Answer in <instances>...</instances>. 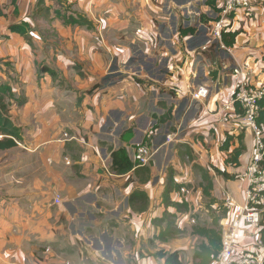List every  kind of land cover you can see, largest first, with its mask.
Masks as SVG:
<instances>
[{
	"label": "crops",
	"instance_id": "crops-1",
	"mask_svg": "<svg viewBox=\"0 0 264 264\" xmlns=\"http://www.w3.org/2000/svg\"><path fill=\"white\" fill-rule=\"evenodd\" d=\"M209 1L0 0V83L14 92L8 114L21 129L15 146L0 150V264H163L158 247L195 250L189 234L161 239L163 213L177 214L176 231L193 225L171 203L202 204V189L187 186L194 163L211 171L217 200L227 191L244 202L247 183L236 175L254 134L217 110L234 92L236 71L264 85V0L237 11L228 28L234 43L224 48L211 36L217 11ZM71 16L89 24L65 21ZM20 23L30 42L9 29ZM40 66L54 74H39ZM200 85L209 89L202 101L192 96ZM227 135L228 153L243 135L238 166L220 149ZM147 137L150 163L115 173L111 152L124 147L134 161ZM183 150L191 163H181ZM135 192L143 195L130 202ZM225 214L219 224L233 217ZM242 230L243 244L259 236L256 225Z\"/></svg>",
	"mask_w": 264,
	"mask_h": 264
},
{
	"label": "built area",
	"instance_id": "built-area-1",
	"mask_svg": "<svg viewBox=\"0 0 264 264\" xmlns=\"http://www.w3.org/2000/svg\"><path fill=\"white\" fill-rule=\"evenodd\" d=\"M254 1L216 0L217 14L210 23V32L212 38L218 41L221 47H225L222 42L223 33L228 30L234 15L239 10L248 12ZM237 73L238 71L235 73L233 94L217 111L224 121L229 120L225 112L231 111L233 115L242 118L244 125L252 129L253 152L245 171L236 175L238 178L242 177L247 183L244 190V202L237 203L229 192L222 191L223 207L227 211H232L233 217L230 220L223 218L220 223L221 248L212 264H262L263 262L259 251L262 246L259 236L251 246L241 244L239 239L243 235L244 224L257 225L260 222L261 209L258 206L264 202V167L260 165L264 152V131L256 123L258 100L264 95V85L250 84L247 79L238 77ZM208 93V87L200 85L193 91L192 96L202 101ZM234 102L239 103L242 110L241 116L235 111ZM148 139L149 137L133 149L134 163L138 166L147 165L152 160L154 151Z\"/></svg>",
	"mask_w": 264,
	"mask_h": 264
},
{
	"label": "trees",
	"instance_id": "trees-1",
	"mask_svg": "<svg viewBox=\"0 0 264 264\" xmlns=\"http://www.w3.org/2000/svg\"><path fill=\"white\" fill-rule=\"evenodd\" d=\"M14 1V0H13ZM216 0H211L209 3H213L215 5ZM216 6V5H215ZM217 10V8H216ZM70 21L72 23H77V24H86L88 23L86 19H84L81 16H78L77 18H74L73 16L69 17V19L65 18V21ZM89 24V23H88ZM25 23H20V24H14L9 27L12 31H16L22 36L25 37L26 40H30L28 36L26 35V31L24 30L23 26ZM230 25L228 26V28ZM227 35H229V39H227ZM236 36V32H230L229 30L224 31L223 37H222V42L229 46L234 43ZM30 42V41H29ZM39 74L41 72H49L50 74H54V71L51 70L47 66H40L39 67ZM9 98H14V92L8 84L5 83H0V150H4L7 148H11L16 145V140L21 139V129L17 127L12 120L9 117L8 114V102L6 101ZM18 104H21L23 102L22 99H16ZM234 106L236 108V111L240 116L242 115V110L239 108V103L234 102ZM258 115L256 117V123L258 124L259 127H261L264 131V95L263 97L258 100ZM234 137L231 135H227V138L225 142L221 145L220 149L223 152H227V157L225 158V163L231 164L234 166L239 165V157L243 153L245 149V145L243 143V135H239L238 138V145L230 151H229V146H230V141ZM264 141V137H263ZM111 168L112 170L117 173V174H124L130 171L134 166L135 163L132 161V159L129 157L127 150L124 147H120L118 149H115L111 152ZM260 165L264 167V152H263V158L262 161H260ZM213 171L218 174L224 176L226 179H233L235 178V175L229 174L225 170H221L217 168L216 166H211ZM202 177L206 181V185L202 186L203 193L206 197L210 198L212 203L216 202L215 199L212 196V189H213V183L211 176L208 174V172H205L202 174ZM140 194L143 195L141 192H135L131 194L129 197L130 202L136 197H140ZM173 206H180V203H171ZM261 211V220L260 222L256 225L258 228V234H259V239L261 241L262 247H264V202L263 204L258 206ZM226 209H224V213L222 212V215H226ZM219 216V218L221 217ZM171 227L173 228V231H176L175 225L171 224ZM177 232H179L177 230ZM171 234L170 231H164L161 233V239H165V237ZM192 234L198 235L203 238V240L199 243V245L196 247L194 252L192 253V262L193 264H212L213 260L217 256L220 248H221V226L219 224L218 219L212 221L210 225H193L192 226ZM255 241L253 242H248L243 244L246 246H251L253 245ZM154 257L157 258H163L164 263L163 264H183L182 259H181V252L179 250H174V251H165L160 250L156 253H154ZM262 264H264V259Z\"/></svg>",
	"mask_w": 264,
	"mask_h": 264
},
{
	"label": "rangeland",
	"instance_id": "rangeland-1",
	"mask_svg": "<svg viewBox=\"0 0 264 264\" xmlns=\"http://www.w3.org/2000/svg\"><path fill=\"white\" fill-rule=\"evenodd\" d=\"M183 153H185L184 154L185 156H183L181 158V160H182L181 163H191L193 160L192 155L190 153H188L187 150H183ZM192 168H193V175H192L193 179L190 183L187 184V186H189V188L194 187V189L191 192V193H194L195 188L199 187L202 189L201 185L205 186L207 184L206 181L204 180V178L202 177V174L205 172H208V174L211 176V179H212V175H211V171H209L207 167L199 166V165L194 163V164H192ZM216 175H218V174H216ZM211 193H213V191ZM202 194H203V199L201 201L202 204L198 203V204L194 205L191 202V197H190L188 199L189 203L191 205L190 207L188 206V203H186L185 201H183L180 206L175 207V209H176L175 211H177L178 213H181V212L190 213V216L194 218V222L192 223L193 225H196V224L210 225L212 223V221L217 220L219 218V216H221V214L224 210L222 203L219 200H217V198H215L213 195H212L213 198L215 200H217V206L215 209L211 207L212 201L210 200V198H208L204 195L203 189H202ZM197 205H201V207L196 209ZM176 215L177 214L174 212H173V215L168 213V212H167V214H164V213L162 214L163 218H165L166 221H168L166 231H170V233H172L170 239L174 238L173 240H182V238H184L185 236H188L187 234H189L190 246L193 244L198 246L200 243V238H197L196 240H194L195 235L192 234V226L193 225H189V227H187L184 230L179 231V232H177L175 230L173 231L171 224L175 225L174 221L176 219ZM175 229H177V227ZM170 239L168 237L167 240H170ZM160 250H164V247L163 248L158 247V250L155 251L154 253H156ZM165 251L171 252L170 250H167V249H165ZM179 251L181 252V259H182L183 264H188V263L193 264L192 259H191L192 255L190 256V253H193L194 250H192L190 248V251H187L189 254L186 253L185 250H179Z\"/></svg>",
	"mask_w": 264,
	"mask_h": 264
}]
</instances>
